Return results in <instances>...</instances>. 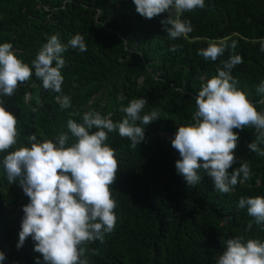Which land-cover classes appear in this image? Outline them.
<instances>
[{
	"label": "trees",
	"instance_id": "1",
	"mask_svg": "<svg viewBox=\"0 0 264 264\" xmlns=\"http://www.w3.org/2000/svg\"><path fill=\"white\" fill-rule=\"evenodd\" d=\"M167 16L144 18L132 0H0V42H10L25 63L30 65L54 34L66 44L79 33L87 45L85 52L69 47L63 53L61 93L44 88L33 70L13 96L3 98L5 109L18 120L17 144L8 151L28 146L33 134L41 141L54 140L69 131V119L82 122L90 110L121 121V108L134 98L148 102L141 115L158 112L159 119L145 126V139L137 148L118 131L108 134L119 168L111 185L117 220L103 241L81 245L86 264H216L228 238L264 241V227L237 206L241 197L264 196V157L247 147L256 129H234L239 140L228 171L246 162L251 176L241 177L229 193L216 191L203 170L201 181L188 186L176 171L180 157L171 145L178 126L192 121L202 84L229 58L231 49L216 61L198 55L209 43L237 41L235 53L243 62L232 75L257 110L264 111V104L257 103L264 99L257 92L264 82V0H206L205 8L183 13L180 18L190 21L193 31L175 40L161 23ZM172 45L176 51H170ZM63 95L71 99L68 108L60 105ZM74 141L69 132V142ZM28 200L19 183L10 184L0 169L4 264L42 260L30 237L16 248L22 206Z\"/></svg>",
	"mask_w": 264,
	"mask_h": 264
},
{
	"label": "clouds",
	"instance_id": "2",
	"mask_svg": "<svg viewBox=\"0 0 264 264\" xmlns=\"http://www.w3.org/2000/svg\"><path fill=\"white\" fill-rule=\"evenodd\" d=\"M135 10L142 17L151 19L168 13L161 23L170 39L186 37L193 31L190 21L180 17L184 12L206 7V0H132ZM71 47L79 52L87 51L85 38L75 34L65 44L59 34L51 35L38 51L31 64L18 58L10 42H0V169L11 184L18 182L29 198L22 206L16 248L23 247L29 237L34 242L33 251L41 254L36 264H86L83 259L84 242L103 241L116 225V201L111 185L119 170L116 151L107 143L108 134L118 131L121 137L137 146L145 139V126L156 121V110L141 115L148 105L144 97L134 98L121 111L125 116L113 122L111 116L90 110L84 113L82 122L69 119L68 132L54 140H38L30 135L28 146L17 144V118L4 107V97H11L18 86L34 75L46 89L62 92L65 66L63 53ZM237 41L209 43L198 50L206 60L216 61L226 50L229 58L217 67V74L202 84L195 98L196 111L192 121L180 124L171 139V145L179 153L175 161L178 174L188 186H195L202 179L200 171L211 178L214 189L229 193L243 180L251 176L248 163L241 162L229 172L235 162L239 132L252 126L256 138L248 149L264 157V111H258L248 94L237 87L238 81L232 69L243 62L235 53ZM172 45L170 51H176ZM264 51V46L261 47ZM264 96V82L257 87ZM62 108L71 106L67 95L58 97ZM264 104V99L257 101ZM139 122V123H138ZM69 132L75 137L69 142ZM238 208L246 209L257 225L264 227V196L241 197ZM251 228V223L248 225ZM7 257L0 250V264ZM216 264H264V241L237 236L224 242Z\"/></svg>",
	"mask_w": 264,
	"mask_h": 264
},
{
	"label": "rangeland",
	"instance_id": "3",
	"mask_svg": "<svg viewBox=\"0 0 264 264\" xmlns=\"http://www.w3.org/2000/svg\"><path fill=\"white\" fill-rule=\"evenodd\" d=\"M163 137L169 139V138H172V136L168 135V134H162Z\"/></svg>",
	"mask_w": 264,
	"mask_h": 264
}]
</instances>
